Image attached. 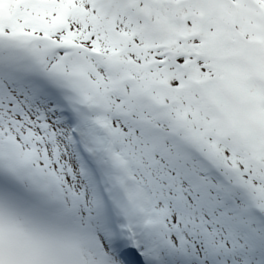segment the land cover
<instances>
[{
    "label": "snow or ice",
    "instance_id": "obj_1",
    "mask_svg": "<svg viewBox=\"0 0 264 264\" xmlns=\"http://www.w3.org/2000/svg\"><path fill=\"white\" fill-rule=\"evenodd\" d=\"M0 264H264V0H0Z\"/></svg>",
    "mask_w": 264,
    "mask_h": 264
}]
</instances>
